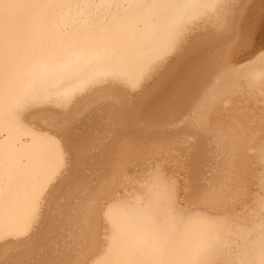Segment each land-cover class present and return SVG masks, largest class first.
<instances>
[{"label": "bare ground", "instance_id": "1", "mask_svg": "<svg viewBox=\"0 0 264 264\" xmlns=\"http://www.w3.org/2000/svg\"><path fill=\"white\" fill-rule=\"evenodd\" d=\"M0 264H264V0H0Z\"/></svg>", "mask_w": 264, "mask_h": 264}, {"label": "rangeland", "instance_id": "2", "mask_svg": "<svg viewBox=\"0 0 264 264\" xmlns=\"http://www.w3.org/2000/svg\"><path fill=\"white\" fill-rule=\"evenodd\" d=\"M182 119H183V120H186L185 118H182ZM182 119H181V121H182ZM181 121H180V122H181ZM183 125H184V124H183Z\"/></svg>", "mask_w": 264, "mask_h": 264}]
</instances>
